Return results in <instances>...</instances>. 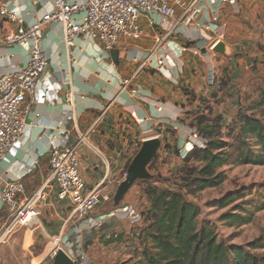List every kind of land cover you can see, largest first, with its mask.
I'll return each mask as SVG.
<instances>
[{
	"label": "crops",
	"instance_id": "0c3cea01",
	"mask_svg": "<svg viewBox=\"0 0 264 264\" xmlns=\"http://www.w3.org/2000/svg\"><path fill=\"white\" fill-rule=\"evenodd\" d=\"M53 1L0 0V4H5L18 14L24 25H29L49 11ZM200 7L201 27L194 23L182 26L178 35L171 36L157 49L156 41L163 31L158 25H151L146 17L139 19V24L149 33L146 38L122 37L117 47L106 51L97 41L79 36L71 54L66 52L62 41V25L59 22L48 24L42 40L48 56L46 77L61 90L56 97L32 107L31 124L20 145L0 161V190L12 178L23 181L26 194L36 190L48 171L49 148L64 143L61 131L76 127L78 131L70 143L77 142L78 134L88 130L107 103L110 107L102 120L78 147L80 173L89 187L103 180L110 193L118 187L120 171L136 154L135 142L152 137L156 128L171 130V126L175 127L183 146L194 141L197 137L193 136L191 128L179 122L183 107L189 101L184 91L191 90L197 98H209L218 89L224 61H228L231 68L227 71L230 79L242 74L247 65L254 74L255 59L247 57L244 48L264 43L259 36L253 41V34L238 39L233 36L235 29H247L240 19L243 14L252 18V25L255 21L262 22L264 27V0H200ZM248 12L251 13L246 14ZM82 14L77 16L78 20ZM213 17L217 20L213 21ZM208 24L211 28H205ZM15 27V24L0 21V36L3 29ZM216 39L224 45L221 52L210 49ZM176 45L185 47L182 54L176 50ZM150 53V62L142 66ZM27 57L26 45L0 44V74L21 68ZM157 58L163 61L160 66L156 65ZM126 80L130 83L122 89ZM68 91L72 92L71 103L65 99ZM181 147L178 144V148ZM141 202L143 207L147 205L143 190L134 183L118 204L109 207L104 202L94 212L80 218L72 213L69 204L57 199L56 188L50 185L46 188V199L39 206L38 223L22 227L16 233L22 236V249L33 256L29 264H52L50 250L54 242L49 241L50 238L72 242L81 234L83 262L96 264L92 260H98L101 264L106 261L111 264L119 260L121 263L137 250L130 237L131 226L121 209ZM113 209L118 210L119 216H108ZM6 217V208L0 199V226ZM103 218L105 222L101 225ZM114 232L120 235L118 240L106 238ZM34 236H42L41 247L35 253L31 252ZM86 236H91V241H87ZM75 264L82 263L77 258Z\"/></svg>",
	"mask_w": 264,
	"mask_h": 264
},
{
	"label": "built area",
	"instance_id": "2783aa9c",
	"mask_svg": "<svg viewBox=\"0 0 264 264\" xmlns=\"http://www.w3.org/2000/svg\"><path fill=\"white\" fill-rule=\"evenodd\" d=\"M226 1V0H224ZM83 12L78 20L77 16ZM200 0H85L84 2H69L67 0H54L52 8L44 12L29 25H24L18 14L12 12L5 4H0L1 23L15 24V29L5 28L0 36V44L26 45L27 61L21 68L12 72L0 74V161L13 148L20 145L21 138L26 134V128L31 121L29 115L36 103L44 102L56 97L61 90L59 85L47 79L48 56L42 47L45 27L52 22L62 25V41L67 53L71 54L75 47V40L84 36L97 41L104 50L110 51L118 46L122 37L146 38L149 33L139 24L141 17H146L151 25H158L163 35L157 39L156 47L162 46L171 36L178 35L179 28L193 24L201 27ZM217 17H213V21ZM208 24L205 28H211ZM220 37H223L221 35ZM218 39L213 40L210 49L214 48ZM180 54L185 47L176 45ZM155 51V50H152ZM150 53L141 63L145 66L150 62ZM162 59H156V65L162 64ZM130 83H122V89ZM65 99L72 102V92H65ZM110 107L104 105L102 110L94 117L92 125L84 133L78 134V140L70 143L74 136V128H64L61 136L64 143L51 146L48 150V171L42 184L32 192L26 194V188L20 178L6 181L0 190V199L4 203L7 217L0 226V245L7 236H11L22 227L38 223L39 206L46 199V188L54 185L56 197L71 206L72 213L80 218L88 216L100 205L111 198L109 187L105 180L89 187L82 177L78 147L84 143L88 134L100 123ZM193 136H196L193 134ZM141 142V141H140ZM135 142L137 152L142 142ZM193 144L202 142L197 140L186 144L187 149ZM188 145H190L188 147ZM187 149L180 152L184 157ZM127 167L120 182L126 178ZM131 226V236L138 239L144 227L142 212L129 205L121 209ZM108 216H119L118 210H111ZM105 222L103 218L99 223ZM118 232L109 233L107 238L118 237ZM54 245L50 250L53 260L58 250H63L75 264L78 258L82 264H87L85 257L78 250L82 246V234L64 247L59 245V238H53ZM73 246L77 249L74 251Z\"/></svg>",
	"mask_w": 264,
	"mask_h": 264
},
{
	"label": "trees",
	"instance_id": "16d2710c",
	"mask_svg": "<svg viewBox=\"0 0 264 264\" xmlns=\"http://www.w3.org/2000/svg\"><path fill=\"white\" fill-rule=\"evenodd\" d=\"M261 62L264 64V53ZM227 71L223 69L218 92L211 94L213 98L221 92L220 88L228 85ZM258 90L257 97L247 108L238 107L230 124L231 141L225 140L221 132V115L213 119L206 114L197 115L188 124L203 146L193 144L182 157V184L160 186L152 180L153 175L141 179L147 200L142 210L144 227L137 240L130 236L137 248L133 256L118 264H264V255L254 253L255 248H264V240L260 245L257 242L227 244L218 238L210 222L198 221L200 208L187 198L188 194L195 195L220 185L226 179L220 168L231 159L238 165H264V87ZM184 92L188 100L197 98L191 90ZM173 153L181 154L179 148ZM240 195V192L230 191L216 205L224 208ZM251 215L246 209L226 211L221 220L228 226L239 227L248 223ZM119 237L110 238L118 240ZM86 238L87 241L92 239L91 236Z\"/></svg>",
	"mask_w": 264,
	"mask_h": 264
},
{
	"label": "rangeland",
	"instance_id": "374dc122",
	"mask_svg": "<svg viewBox=\"0 0 264 264\" xmlns=\"http://www.w3.org/2000/svg\"><path fill=\"white\" fill-rule=\"evenodd\" d=\"M250 13L248 12L246 14ZM240 19L247 25V29L243 31H237L235 29L233 36L236 35L238 39L246 38V36L253 34V41L256 36L264 39L262 22L257 23L255 21L253 22L255 24L252 25L250 20L252 18L247 17L245 14ZM239 24L243 25L242 23ZM231 31L233 30L231 29ZM244 51L246 56L251 60L255 59L253 62L255 68L253 71L254 74H252L251 68L247 65V68H244L242 74L236 75L229 80L228 85L226 84L227 86L219 89L221 93L216 94V98L212 96L209 98L202 97L195 99L189 97L191 101L185 103V107H183L181 112V121L179 120V122H184L185 125L189 126L188 124L195 120V116L197 115L206 114L211 119L221 115V132L225 140L231 141V136L229 135L230 124L236 116L238 107L242 106L243 108H247L257 97L259 93L258 88L264 87V64L261 62L264 53V43L258 42L253 47L244 48ZM241 52L244 53L243 51ZM237 57H240V54H237ZM225 68L231 70L228 61L222 63L221 71ZM178 133L179 131L177 132L173 126H171V130L167 128H156L151 133L152 136L160 139L161 145L154 159L149 164L148 171L153 175L152 180L154 183L160 186L168 185L174 187L182 184L184 174L180 172V169L184 164L182 157L179 154L173 153V151L178 148V144L182 146L180 152H184L187 146H183L179 142ZM78 168L80 171V166ZM125 169L126 167H123L120 171L119 179L122 178ZM220 171L226 174V179L220 185L207 188L195 195H187V198L200 208L198 221L200 223L210 222L218 238L227 244L236 243L247 245L250 242H257L256 244L260 245L262 240H264V201L261 202V200H264V165H238L231 159L229 163L220 168ZM135 185L143 190L144 184L141 180L136 181ZM116 189L117 187L113 188L111 198L106 202L109 207L114 204L113 198ZM230 191L240 192L241 195L228 206L224 208L217 207L216 202ZM135 207L142 212L144 209L143 202ZM243 209L252 212L251 220L248 223L235 227L228 226L225 221L221 220V215L226 211L242 212ZM41 238L42 236H34V246L31 248V252L35 253L39 250V247H41ZM52 239L50 238L49 241L53 243L54 239ZM68 243L71 242L63 241L59 242V245L64 247ZM82 243H84L83 239ZM21 246L22 236H17L16 232L11 236H7L5 241L0 245V264H29V259L33 256L27 250L22 249ZM76 249L73 246V250L75 251ZM78 252H81V250H78ZM254 253L264 255V248H255ZM92 261L96 264H101V262H97L98 260ZM118 263H120L119 260L111 264Z\"/></svg>",
	"mask_w": 264,
	"mask_h": 264
},
{
	"label": "water",
	"instance_id": "95a60500",
	"mask_svg": "<svg viewBox=\"0 0 264 264\" xmlns=\"http://www.w3.org/2000/svg\"><path fill=\"white\" fill-rule=\"evenodd\" d=\"M223 43L218 42L214 46L215 51L223 50ZM161 141L158 137L152 136L142 141V144L130 163L127 166V175L124 180L118 185L114 194V204H118L131 186L138 180L148 179L151 174L148 171V166L154 159ZM52 264H73V261L67 256L63 250H58L53 258Z\"/></svg>",
	"mask_w": 264,
	"mask_h": 264
}]
</instances>
